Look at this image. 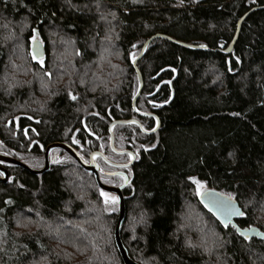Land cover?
I'll list each match as a JSON object with an SVG mask.
<instances>
[{
	"label": "trees",
	"instance_id": "16d2710c",
	"mask_svg": "<svg viewBox=\"0 0 264 264\" xmlns=\"http://www.w3.org/2000/svg\"><path fill=\"white\" fill-rule=\"evenodd\" d=\"M258 7L264 0H0V154L35 169L54 143L86 162L133 154L127 168L96 165L106 185L129 177L121 238L134 262L264 264V241L224 228L193 182L234 198L239 227L264 233V10L222 53ZM155 36L209 51L158 37L135 67ZM133 121L113 129L130 154L114 152L112 124ZM54 151L68 159L41 175L0 163L10 175L0 182V264H124L119 211L95 175Z\"/></svg>",
	"mask_w": 264,
	"mask_h": 264
},
{
	"label": "water",
	"instance_id": "95a60500",
	"mask_svg": "<svg viewBox=\"0 0 264 264\" xmlns=\"http://www.w3.org/2000/svg\"><path fill=\"white\" fill-rule=\"evenodd\" d=\"M258 10H264V7H258V8H254L252 9L250 12H248L245 16H243L238 24V29L235 35L234 40L232 41L231 45L229 46L228 49L222 51L223 54H230L234 47L235 44L238 40L239 37V33H240V29L241 26L243 24V22L248 18V16L250 14H252L255 11ZM158 37H162V38H166L168 40H170L172 43L179 45V46H183L189 49H194V50H204V51H209V49L207 47H193V46H189L185 43H181V42H177L173 39L167 38V37H163V36H155L154 38H152L151 40H149L144 48L142 53L140 54V56L134 61V66L137 67V63L139 62V60L142 59L146 49L148 48V46L151 44V42L158 38ZM32 53L33 56L35 57V59L37 60H41L43 58H45L46 53H45V46L44 44L37 39L33 45H32ZM139 75V80H140V88H139V92L137 94V96L134 99L133 105L136 109V104L138 99L140 98L141 94H142V90H143V78L141 77V75L138 73ZM138 112V111H137ZM128 123H133L136 124L138 126H140V124L136 121L133 122H115L114 124H112L111 126V134H112V143H111V147L112 150L114 152L117 153H128L129 152H123V151H119L118 149H116L115 147V139L113 136V129L117 126V125H122V124H128ZM160 127V122L157 121V126L155 128V130L153 132H155L158 128ZM144 132L150 134L152 132H148L146 130L143 129ZM62 150L64 152H66L69 156H71L77 163H79L86 171H88L89 173H92L93 175H95L97 183L99 188L103 191V192H107V193H112L115 194L118 198H119V218H118V222H117V227H116V243L119 249V252L121 254V257L123 259L124 264H137L136 262H134L130 257L129 254L122 242V238H121V226L125 221V217H126V199L124 196V189H126L130 183L129 177L124 174V173H118V175L120 176H124L125 177V184L123 186L120 187H114V186H109L106 185L102 182L101 177H100V173H99V169L96 165V162L94 160V157L97 158H103L105 160L106 163H108L110 166L114 167V168H127L129 166H131L134 161H135V155L130 154L133 159L131 162H129L128 164H116L113 162L108 161L103 154L101 153H94L91 155L90 157V161L87 163L86 161H84L79 154L76 152V150L74 148H72L71 146L64 144V143H54L52 145H50L49 147H47L46 152H45V166L42 169H33L30 166L26 165L25 163H23L22 161L14 158V157H10V156H6V155H2L0 154V163H4V164H9V165H14L20 168H23L27 171H29L31 174L34 175H41L45 172H47L50 167H51V162H50V154L53 150ZM0 173H2L4 175L5 178H1L0 177V182H8L10 175L8 173V171L4 168L0 166ZM200 203L202 204V206L211 214L215 217V219L224 227V228H229V227H234L237 229V232L239 234V236H241L244 239H258V240H262L264 241V233H262L259 229L257 228H247V229H242L239 227L238 225V220L243 216V215H239L237 213H243L242 208L240 207L239 203L234 199L231 198L230 196H227L223 193H221L220 191L214 190V189H208L206 192H204L200 198Z\"/></svg>",
	"mask_w": 264,
	"mask_h": 264
},
{
	"label": "rangeland",
	"instance_id": "374dc122",
	"mask_svg": "<svg viewBox=\"0 0 264 264\" xmlns=\"http://www.w3.org/2000/svg\"><path fill=\"white\" fill-rule=\"evenodd\" d=\"M36 37H35V39H33L32 38V40H31V46L33 45V43L36 41ZM41 41L43 42V40L41 39ZM16 43V42H15ZM15 48H22V46L21 45H18V44H15V46H14ZM35 58V57H34ZM36 60V59H35ZM41 61H42V63H41ZM40 65H43L44 64V61L43 60H40ZM119 148H121L120 146L118 147V150H119ZM54 158H57V160H60V161H66L68 158L65 156V155H61L58 151H54L52 154H50V160L51 161H53L54 160ZM97 157H94V160H95V162L97 163ZM132 159H133V157L132 156H130V158H127V159H125V162H129V161H132ZM88 163V162H87ZM44 166L42 165L40 168H43ZM33 169H35V168H33ZM2 174V173H1ZM0 177L1 178H5L4 177V175L2 174V175H0ZM195 181H198L197 179H194ZM193 180V181H194ZM200 182V181H199ZM200 184L201 185H203V187H200V188H198V186H197V184L195 183V185H196V188H197V193H198V195L199 196H201L204 192H206L207 190H208V187H207V185L205 184V183H202V182H200ZM111 186V185H110ZM114 186V185H113ZM114 187H119V186H117V184L114 186ZM105 193H107V192H105ZM109 194V196H116L115 194H112V193H108ZM103 198H104V202H105V197L103 196ZM106 204V203H105ZM106 206H107V208H108V210L109 211H111V212H116V211H119V203L118 204H116L115 205V208H113V205L109 202V203H107L106 204Z\"/></svg>",
	"mask_w": 264,
	"mask_h": 264
},
{
	"label": "snow or ice",
	"instance_id": "6c2138e0",
	"mask_svg": "<svg viewBox=\"0 0 264 264\" xmlns=\"http://www.w3.org/2000/svg\"><path fill=\"white\" fill-rule=\"evenodd\" d=\"M33 39H35V37H33ZM201 47H203V45ZM41 63H42V61H41ZM69 95H70L71 99H75L74 96H71V94H69ZM193 182L197 184L198 188L203 187V185H201L199 181L194 180ZM101 195L105 197V203L107 204L110 202L113 205V208H115V205L119 203V198L117 196H114V195L109 196V194L105 193V192H102ZM237 214L243 215V213H237Z\"/></svg>",
	"mask_w": 264,
	"mask_h": 264
},
{
	"label": "bare ground",
	"instance_id": "6f19581e",
	"mask_svg": "<svg viewBox=\"0 0 264 264\" xmlns=\"http://www.w3.org/2000/svg\"><path fill=\"white\" fill-rule=\"evenodd\" d=\"M134 102V101H133ZM71 157V156H70ZM123 186V185H122Z\"/></svg>",
	"mask_w": 264,
	"mask_h": 264
}]
</instances>
